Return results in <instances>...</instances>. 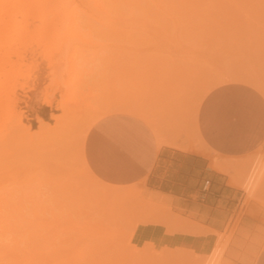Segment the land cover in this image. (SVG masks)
Segmentation results:
<instances>
[{
  "label": "rangeland",
  "instance_id": "1",
  "mask_svg": "<svg viewBox=\"0 0 264 264\" xmlns=\"http://www.w3.org/2000/svg\"><path fill=\"white\" fill-rule=\"evenodd\" d=\"M35 1L32 0L31 4ZM128 1L131 4L119 7L120 18L115 22L113 19V25L98 19L89 0L52 1L42 8L40 17L33 16V7L24 16L18 12L16 21L19 26L25 25L24 31L19 29L5 32L0 40L13 50L24 49L25 57L18 62L14 58L13 62L0 67V84L7 82L19 85L15 93L19 100L16 113L21 114L23 124L39 129L38 118L53 124V116L61 113L56 108L58 101H68L74 107L94 106L106 94L120 98L128 93L139 92L138 97L144 102L152 99L153 102H159V106L165 105L174 96L175 90L172 88L177 82L175 76L185 67L195 71L208 64L213 70H240L252 73L264 82V0H234L242 1L243 6L248 4V8L244 6L246 12L241 13L224 0L221 1L223 3H218L220 0H158L163 11L157 9L151 0ZM216 1L221 4L219 7ZM184 6L187 12L183 10ZM49 14L51 17L46 19ZM73 14H76L75 22L72 21ZM235 18L237 22H233ZM222 25L226 30L221 29ZM188 55L194 56L197 62H191L188 66L190 62L183 60ZM71 59L70 64L77 62L88 69L95 64V76L85 83L81 71L69 67ZM47 93L53 99L50 106L42 103ZM194 97L186 101L184 118L191 111ZM177 111L173 116H179ZM88 112L86 109L83 114ZM83 124L79 122L75 126L71 142L82 131ZM64 126L65 122L57 125L61 128ZM59 145L66 158L70 154L69 147L65 140L59 142ZM48 147L47 142L42 147L41 156L35 159L37 171L43 175L52 173ZM258 150L264 152V145L252 153ZM66 159L69 161V172L58 171L57 177L73 183V187L59 192V202L56 203L59 208L54 211L58 218L55 223L61 227L56 228L54 244L40 250L44 254L51 252L52 248L58 251L52 264H73V258H77L80 264H92L98 255L96 252L94 257L90 255L94 244L96 248L100 245L97 250L101 254L96 257H99L98 263L102 262L99 264H105L106 261V264H136L137 261L141 264H192L195 258L193 253L209 240L213 243L216 238L217 235L212 232L214 228L197 222L202 221L203 216L196 213L151 204H140L137 207L127 204L123 205L124 208L116 205L114 210L109 209L106 202H98L96 198L88 196L85 188L94 183L79 173L80 168L74 160ZM225 176L228 180V176ZM139 186L143 187L144 184ZM231 186L236 196L228 202L229 210L221 218L222 223L218 229L224 233V239L229 241L224 258L229 264H250L253 251L250 242H255L260 234H264V197L247 198L240 187ZM41 189L42 198L53 196L48 190V184L41 186ZM74 190H79V193L75 195ZM127 210L129 213H126ZM45 215L49 220L53 219L49 213ZM91 224L94 229H100L96 232L98 235L100 232L107 235L88 237L93 228ZM65 226H68L67 229ZM69 226L84 227L88 235H85L83 229ZM206 229L211 233L205 237L203 234H208ZM116 230L118 233L121 230L123 233L119 235L125 236H122L121 241ZM114 233L119 241H116L117 238L114 240ZM170 234L188 238L198 235L203 240L197 246L198 249L174 246L164 239ZM111 236L114 238L110 239ZM204 240L207 242L204 243ZM240 241L244 243L238 246L236 243ZM119 245L120 248L124 246L121 248L123 251L117 252L118 257L115 252ZM79 251L83 256L79 255ZM88 256L93 257L92 260Z\"/></svg>",
  "mask_w": 264,
  "mask_h": 264
},
{
  "label": "bare ground",
  "instance_id": "2",
  "mask_svg": "<svg viewBox=\"0 0 264 264\" xmlns=\"http://www.w3.org/2000/svg\"><path fill=\"white\" fill-rule=\"evenodd\" d=\"M31 1L32 0H0V36L5 32L13 30L18 31L19 29H22L24 31L25 25L21 24L19 26L18 22L16 21L18 12H21L22 16H24L26 12L33 7V16L40 17L42 8L55 0H36L35 2H32V4ZM89 1L93 6V9L96 10L97 15L99 16L98 19L107 25H113L111 23L113 19V22L119 20L120 6H127L131 4L128 0ZM151 1H153V4L157 9L163 11L164 8L158 0ZM221 1L223 0H220L218 3H220ZM223 2L228 3V5H230L229 3H231L232 7L234 6V8L240 10L236 12L240 13L242 11L246 12L244 10L249 7L248 4V7L246 6V4H244V6L246 7L245 8L242 1L234 2V0H224ZM218 3L216 1V5L219 7L221 4ZM183 10L187 12V8L185 6L183 7ZM47 16L48 17H46V19L50 18L51 14ZM75 20L76 14H73L72 21L75 22ZM235 20L236 18L233 20V22H237V20ZM218 22L217 25L219 24ZM248 26L250 27L251 25ZM223 28L224 26L222 25L221 29ZM223 30H226V28ZM252 35L254 36V34ZM231 36L233 35L231 34ZM2 42L3 41L0 40V67L4 64L13 62L14 58L17 62L21 61V59H24V49L19 48L17 50H13L11 49L10 45H3ZM184 57L185 58L183 60H185V62H190L189 64H187L188 66L191 64V62L194 63V61L197 60L194 56L191 55ZM70 63H72V59L70 60L69 64ZM198 65L202 67L200 63ZM69 67L71 69L76 68V70L81 71V75L83 76L85 83H87V81L91 80L95 76V64L91 65V67L88 69V67L85 68V66H80V63L74 62L73 64H70ZM203 67V70L202 68H199L200 70L195 69V71L192 70L193 68L191 69L187 67L180 70L178 69V74L175 76V81L177 82L174 81L175 86L172 88L173 90H175L174 96L165 105L161 104V106H159L160 103L156 102V100L153 102L152 99L150 101L144 102V100L138 97L139 92L131 94L128 93L127 96L120 98H116L106 94L94 106L85 105L83 107H74L68 101H58L56 104V108L61 110V113L59 115L55 114L57 116H53V124L48 123L42 118H38V122L40 125H38L39 127H37L39 129L33 128L30 124H23L21 114L16 113V107L19 100L15 96V93L19 85L17 86L15 84L1 82L0 264H52L56 259L55 255L58 254V251H56L55 249L53 250L52 248L51 252H47V254L51 253L50 255H47L45 253L47 256L44 254V252H40V250L41 248L48 247L50 244H54L55 237L57 236L56 228L61 227L59 223H55L58 218L56 217V213L54 211L55 208H59L56 204L59 202V192L66 189H71L73 187V183L69 182L68 180H60L57 177L58 171L69 172V161L66 158L74 160V162L80 168L79 173L83 177L94 183V185L85 188L88 196L96 198L98 202H106L107 207L109 209L112 208L111 210H114V206L116 205H122L121 207L124 208L123 205L127 206V204H132L135 206H138L140 204H151L154 206H161L165 208H173L174 206L178 205L176 204L173 195L160 192L161 190L157 191L148 188L145 185L143 187H140L139 185L142 182L136 181L138 183L129 185H114L104 182L93 173L84 156L85 139L91 126L101 117L109 114L126 113L140 118L153 131V134L156 138L157 147L159 149L162 146H170L182 151L198 152L200 155H204L209 159L210 163L208 164L212 169L228 176L230 185L232 184L240 187L244 191L245 197L247 196V198L252 199H260L261 197H264V152H259L258 150L257 153L253 154L256 151L252 153L253 156L250 153L248 155L240 157H222L218 153H213L214 151L210 150L209 147L204 143L199 134L197 126V113L200 104L204 96L212 88L218 86L219 84L227 83L230 81H238L250 84L264 93V82H261L262 79H257L258 77L256 78L254 74L240 70L222 71L216 70L214 67L213 68L215 70H213L208 66V64ZM205 69L207 70L205 71ZM174 73L175 72H173L172 75H174ZM190 97H194V99H192L193 101H191L193 102V105L190 108V113H188V115L184 118L183 115L185 114V104ZM42 103L46 104L47 106L52 105L53 99L51 98L49 93L43 96ZM86 109H88L89 112L87 114H83L84 110ZM175 110H179V113H177L179 115L178 117L176 115L173 116V114H176ZM173 117L177 118L175 119ZM63 122H65L66 126L62 128L57 127L58 124H61ZM79 122H84L82 131L77 135L74 142H71L73 133L75 132V126ZM64 140L70 149V154L66 158L64 157L63 153H61V146L59 145V142L61 143ZM47 142L50 155L49 165L52 173L43 175L41 171H37L38 164L35 162V159L41 156V151L43 150L42 147ZM45 184L49 185L48 190L52 193V197H41L43 194L41 186ZM73 192L75 195H77L79 193V190H74ZM247 198L245 199L246 201ZM131 211H133V209L129 212ZM129 212L127 210L126 213ZM47 213L52 216V220H49L46 217L45 214ZM86 225L88 228L90 227L88 223H86ZM65 227L67 229L68 226ZM65 227H63L62 229L64 230ZM70 227L83 229L84 233L86 232L85 235H88V231H85L84 227L80 228L69 226V228ZM91 227H93L92 224ZM93 229L94 227L92 228V231ZM96 229H94V234L92 231H89L90 235H88V237L98 235L99 233L96 232H98L100 229ZM117 230L115 232L118 233ZM208 231H211V229ZM105 232L107 233V231ZM205 232H207V229ZM212 232L217 235L213 243L210 242V240L208 241V239V242L204 240V243L205 241L207 243H205V245L202 244L203 246H201L198 251H195L196 253H193L194 251L192 252L194 254L193 257H195L194 260L192 259L194 261L192 262V264H229L228 261L224 258V254L227 246L229 245V241L224 239V233H221L215 229H213ZM101 233H103V235ZM119 233L121 234L123 232H121L120 230ZM119 233L118 236L121 237V241V239H123V235L121 236L119 235ZM207 233L208 234L206 235L203 234V236H209L211 232ZM114 234L116 235V237L113 235L115 238L111 236L110 239H112V237L114 238V240L117 238V234ZM100 235L102 237L107 234H105L104 232H100ZM119 237L116 239V241H119ZM123 237L125 238V236ZM243 243V241H240L236 244H238V246H241L243 245ZM250 244V246L253 247V251L250 257V264H253L258 251L262 247H264V234H260L256 238V241L253 243L250 242ZM110 245L112 247L114 246V244ZM95 246L97 245L94 244V247ZM94 247H92L93 249L90 250V255L92 254V256H95V254L97 253V257L100 253L98 252V250L100 249V245L97 248L95 247L96 249H94ZM107 247L109 248L110 246L107 245ZM117 248L116 252L114 251L115 249L113 250L116 253V256H118L117 254L119 252L123 251L120 248V245L117 246ZM124 248H127V246H125ZM134 248L137 247L135 246ZM79 255L83 256V253L79 251ZM113 255L114 254H112V256ZM127 255L128 254H126V256ZM93 257H89L90 260H92ZM96 257H94V260H92V264H96V262L97 264L102 263H98L99 257ZM104 257L105 256H103L102 258ZM115 259L117 258L115 257ZM141 260L143 261V257ZM125 261L126 260H124V262ZM155 262L158 263L157 261ZM72 263L80 264V262L77 261V258H73ZM106 263L108 262L106 261L105 264ZM137 263L141 264L142 262L140 263L137 261Z\"/></svg>",
  "mask_w": 264,
  "mask_h": 264
},
{
  "label": "crops",
  "instance_id": "3",
  "mask_svg": "<svg viewBox=\"0 0 264 264\" xmlns=\"http://www.w3.org/2000/svg\"><path fill=\"white\" fill-rule=\"evenodd\" d=\"M197 126L213 153L222 157L248 155L264 143V94L243 82L219 84L204 96ZM84 156L104 182L129 185L139 181L173 195L178 204L175 210L203 216L202 221H196L217 230L229 210L228 202L236 196L226 176L212 169L206 156L170 146L159 149L151 128L130 114L113 113L97 120L86 136ZM206 179L210 184L203 190ZM190 237L170 234L164 239L174 246L198 249L203 237ZM253 264H264V247Z\"/></svg>",
  "mask_w": 264,
  "mask_h": 264
},
{
  "label": "built area",
  "instance_id": "4",
  "mask_svg": "<svg viewBox=\"0 0 264 264\" xmlns=\"http://www.w3.org/2000/svg\"><path fill=\"white\" fill-rule=\"evenodd\" d=\"M210 181L208 179H206L203 183V190H207L209 187Z\"/></svg>",
  "mask_w": 264,
  "mask_h": 264
}]
</instances>
